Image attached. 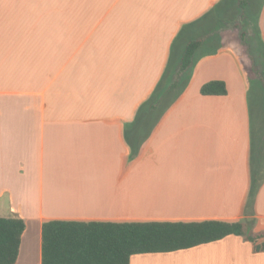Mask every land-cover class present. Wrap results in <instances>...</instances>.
I'll return each mask as SVG.
<instances>
[{"label":"crops","instance_id":"1","mask_svg":"<svg viewBox=\"0 0 264 264\" xmlns=\"http://www.w3.org/2000/svg\"><path fill=\"white\" fill-rule=\"evenodd\" d=\"M222 1L0 0V217L25 223L16 264H41L48 221L264 230L262 87L213 49L196 53L186 86L164 82L181 37ZM248 1L264 49V0ZM224 57L231 70L202 79ZM210 81L226 95H200ZM129 264H264V252L229 236Z\"/></svg>","mask_w":264,"mask_h":264},{"label":"trees","instance_id":"2","mask_svg":"<svg viewBox=\"0 0 264 264\" xmlns=\"http://www.w3.org/2000/svg\"><path fill=\"white\" fill-rule=\"evenodd\" d=\"M248 2L236 0L239 11L236 25L241 27L242 38L246 35L243 30ZM206 40L204 35L185 44L171 89L182 82L186 86L196 53ZM262 89L264 93V84ZM199 93L208 97L225 96L227 90L224 82L210 81L200 87ZM24 228V221L18 217H0V264H16ZM229 236L242 238L256 253L264 252V230L253 231L246 222L48 221L41 227V264H129L136 255L184 251Z\"/></svg>","mask_w":264,"mask_h":264},{"label":"rangeland","instance_id":"3","mask_svg":"<svg viewBox=\"0 0 264 264\" xmlns=\"http://www.w3.org/2000/svg\"><path fill=\"white\" fill-rule=\"evenodd\" d=\"M250 7L246 10L247 19L245 24L247 29L243 31L247 35H245L244 38L240 37L241 27L238 28L236 25L239 21V11L236 7V0H224L220 4L215 5L208 12L206 19L196 25L189 33L183 35L181 39L183 41H189L200 36H207V42L204 44L203 48L199 50L200 53L204 55L213 49V52L229 51L232 52L235 57H241V64L245 66L250 80L253 79L255 86L261 88L262 84H264V49L260 41L261 38L258 32V23L256 21L255 10L257 9V4L251 5ZM231 67L232 64L228 62V59L225 57L205 63L203 72L201 73L203 76L202 79L223 75L229 72ZM177 69L174 72L171 70L173 75L165 76L166 81L164 82L166 85H171L174 80H176ZM192 72L193 68L190 69L187 74L189 80ZM183 78L186 79V77Z\"/></svg>","mask_w":264,"mask_h":264}]
</instances>
